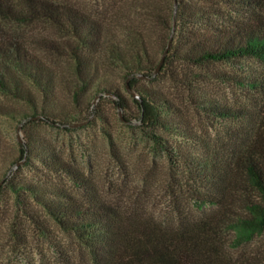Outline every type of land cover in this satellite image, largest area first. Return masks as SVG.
Masks as SVG:
<instances>
[{
    "label": "trees",
    "instance_id": "1",
    "mask_svg": "<svg viewBox=\"0 0 264 264\" xmlns=\"http://www.w3.org/2000/svg\"><path fill=\"white\" fill-rule=\"evenodd\" d=\"M219 1L229 10L202 7L192 0H165L163 6L155 2L151 6L146 0L145 8L152 10L153 20L164 32L161 53L165 55L159 70H169L172 77L191 85L188 78L199 73L178 78L180 74L170 66L183 69L186 64L226 62L242 68L241 59L264 60V0ZM33 20L56 30L48 46L65 58L66 71L36 52L32 42L2 27L3 22ZM148 43L139 26L105 27L70 2L0 0V93L29 108L22 115L27 123L20 129L26 140L17 161L27 163L34 157L59 176L57 181H10L7 185L15 193L26 194L23 204L40 205V215L26 210L34 222L45 227L51 220L73 235L86 248L89 264H264V254L234 255L226 236L232 232L231 241L239 247L264 231V75L250 65L245 74L220 75L262 97L254 113L210 99L194 100L212 119L236 124L223 132L227 144L217 137L207 139L192 129L179 106L138 84L158 71L160 60L156 63ZM114 69L121 71L125 90L110 79ZM89 95L111 99L124 118L135 121L166 153L170 164L185 168L202 185L197 190L200 204L215 208L193 219L166 222L140 207L121 205L103 195L81 167L28 128L35 121L68 127L88 111L84 97ZM7 171L0 174V187Z\"/></svg>",
    "mask_w": 264,
    "mask_h": 264
},
{
    "label": "rangeland",
    "instance_id": "2",
    "mask_svg": "<svg viewBox=\"0 0 264 264\" xmlns=\"http://www.w3.org/2000/svg\"><path fill=\"white\" fill-rule=\"evenodd\" d=\"M55 1L79 6L99 19L105 27L119 28L127 24L139 26L145 30L148 47L156 63L159 62L164 32L161 24L153 20L152 10L145 8L146 0ZM154 2L159 6L165 4V0H150L149 4L152 6ZM192 3L229 10L219 0H192ZM2 24L6 32L32 42L36 52L66 71L68 64L65 58L59 57L48 46V42L56 37L53 26L41 20ZM206 28L203 27L209 31ZM240 63L242 68L226 62L186 64L183 69H178L175 64L170 67L180 74L178 78L185 75L189 77L193 72L200 76L188 78L191 85H187L181 81L183 79H175L176 75L172 77L169 70H158L154 77H143L138 84L165 95L179 106L192 129L207 139L217 137L227 144L228 136L225 137L223 132L227 127L236 125L235 122L212 119L198 108L194 100L210 99L214 104L256 112L263 103L262 97L234 79H223L220 75L245 74L244 69L250 65L263 76L264 60L246 58L241 59ZM112 74L114 76L110 79L125 90L121 71L114 69ZM87 104L88 111L68 127L35 121L28 128L36 137L55 147L62 157L81 167L103 195L121 205L140 207L166 222L179 218L193 219L215 208L209 203L200 204L197 190L202 189V185L194 182L191 179L193 175L185 168L170 164L166 153L153 144L135 121L124 118L123 112L111 99L89 95L84 97V105ZM25 112H29L25 103L0 93V174L8 170L0 187V264H89L86 248L73 235L63 231L51 220H47L48 224L41 222L46 224L45 227L34 222L26 210L32 209L40 215V205L36 202L23 204L22 198L26 194L15 193L7 185L10 181L37 179L39 182H48L59 178L34 157L27 163L24 159L17 161L20 148L26 140L25 132L20 129L27 123L22 118ZM160 133L168 137L173 146L177 145L170 135ZM230 234L233 233H226L229 236L227 246L234 255L254 257L264 254V231L239 247L233 245Z\"/></svg>",
    "mask_w": 264,
    "mask_h": 264
},
{
    "label": "water",
    "instance_id": "3",
    "mask_svg": "<svg viewBox=\"0 0 264 264\" xmlns=\"http://www.w3.org/2000/svg\"><path fill=\"white\" fill-rule=\"evenodd\" d=\"M164 55H165V54H163V55L161 56L160 62H159V64H158V66H157V70H159V68H160V66H161V64H162V62H163Z\"/></svg>",
    "mask_w": 264,
    "mask_h": 264
}]
</instances>
